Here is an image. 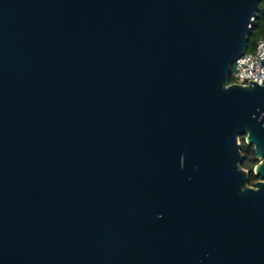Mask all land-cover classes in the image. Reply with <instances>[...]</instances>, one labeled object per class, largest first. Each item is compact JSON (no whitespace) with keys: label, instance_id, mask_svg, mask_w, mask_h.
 <instances>
[{"label":"water","instance_id":"1","mask_svg":"<svg viewBox=\"0 0 264 264\" xmlns=\"http://www.w3.org/2000/svg\"><path fill=\"white\" fill-rule=\"evenodd\" d=\"M259 3L0 0V264H264Z\"/></svg>","mask_w":264,"mask_h":264},{"label":"trees","instance_id":"2","mask_svg":"<svg viewBox=\"0 0 264 264\" xmlns=\"http://www.w3.org/2000/svg\"><path fill=\"white\" fill-rule=\"evenodd\" d=\"M261 36H264V0H260L254 20L251 23L249 31L247 33V52H253L255 50L257 40ZM230 82H232L231 76ZM239 141L242 154L241 167L249 172V185L252 186L255 180L258 178V176L253 173V167L258 160L255 158L253 146L248 145L245 142L244 134L239 137Z\"/></svg>","mask_w":264,"mask_h":264},{"label":"built area","instance_id":"3","mask_svg":"<svg viewBox=\"0 0 264 264\" xmlns=\"http://www.w3.org/2000/svg\"><path fill=\"white\" fill-rule=\"evenodd\" d=\"M264 54V36H261L256 43L253 52H245L239 56L232 65V82L246 85L250 80L261 83L264 79V67L260 66V58Z\"/></svg>","mask_w":264,"mask_h":264},{"label":"flooded vegetation","instance_id":"4","mask_svg":"<svg viewBox=\"0 0 264 264\" xmlns=\"http://www.w3.org/2000/svg\"><path fill=\"white\" fill-rule=\"evenodd\" d=\"M255 158L258 160L257 163H256V164H258V163L261 161V159L257 158V157H256V154H255ZM256 164H255V165H256ZM253 168H254V167H253ZM245 170H246V169H245ZM248 173H249V172H248ZM253 173H254V170H253ZM255 175L258 176V178L255 180V182L264 180V178L260 177L259 175H257V174H255ZM255 182H254V183H255Z\"/></svg>","mask_w":264,"mask_h":264}]
</instances>
